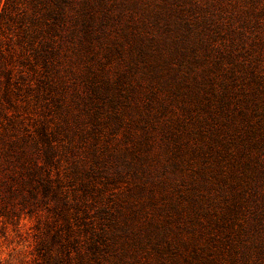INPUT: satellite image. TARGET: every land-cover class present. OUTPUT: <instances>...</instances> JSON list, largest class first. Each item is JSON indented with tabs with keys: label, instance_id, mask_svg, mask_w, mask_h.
<instances>
[{
	"label": "rangeland",
	"instance_id": "1",
	"mask_svg": "<svg viewBox=\"0 0 264 264\" xmlns=\"http://www.w3.org/2000/svg\"><path fill=\"white\" fill-rule=\"evenodd\" d=\"M84 1L108 19L106 32L95 40L97 57L91 64L99 59L114 75L131 62L130 48L150 45L153 56L138 61L134 82L141 84V95L152 92L156 129L149 164L159 171L157 206L179 187L188 195L189 210L199 208L192 232H183L193 238L190 249L202 248L199 264H264V0H74L70 18ZM0 3V45L26 61L30 46L39 44L27 50L19 45V10L2 18L5 0ZM21 5L27 14L33 12L29 0ZM73 23L68 22V37ZM87 62L69 50L64 65L71 70V83L81 81ZM20 69L34 72L29 64L20 63L15 72ZM50 109L42 100L19 107L29 127L47 123ZM124 139L121 131L115 145ZM165 171L168 183L162 182ZM139 196L130 179L105 191L108 200L130 208L137 207ZM148 196L145 192L142 201ZM5 221L0 223V264H39V243L50 241L53 214L23 213ZM52 249L59 253V245ZM176 264L188 263L181 258Z\"/></svg>",
	"mask_w": 264,
	"mask_h": 264
},
{
	"label": "trees",
	"instance_id": "2",
	"mask_svg": "<svg viewBox=\"0 0 264 264\" xmlns=\"http://www.w3.org/2000/svg\"><path fill=\"white\" fill-rule=\"evenodd\" d=\"M29 1L31 14L22 0H5L1 12L4 18L11 9L19 10V45L39 46H30L29 55L26 49L22 61L0 45V223L23 213L53 214L50 241L39 243V264H176L181 258L202 263V248L195 244L190 249L193 238L183 234L192 232L199 208L189 210L188 195L179 187L164 194V204L157 206L159 171L149 164L156 129L152 92L141 95V84L134 82L138 61L153 56L150 45L130 48L131 62L112 75L101 60L90 63L97 57L95 40L108 26L94 6L84 1L70 18L74 0ZM70 20L74 27L68 37ZM67 40L70 44L64 47ZM69 50L88 60L80 82L71 83L68 77L71 70L64 63ZM20 63L34 72L16 73ZM40 100L53 113L47 123L26 126L27 116L19 107ZM121 131L125 142L118 147ZM125 179L140 189L135 208L105 197L111 184ZM145 192L149 196L142 201Z\"/></svg>",
	"mask_w": 264,
	"mask_h": 264
}]
</instances>
